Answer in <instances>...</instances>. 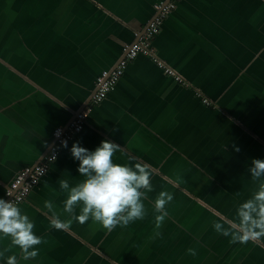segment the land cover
Masks as SVG:
<instances>
[{
  "label": "crops",
  "instance_id": "0c3cea01",
  "mask_svg": "<svg viewBox=\"0 0 264 264\" xmlns=\"http://www.w3.org/2000/svg\"><path fill=\"white\" fill-rule=\"evenodd\" d=\"M161 1L0 0V198L18 171L47 152L54 128L67 126L90 100L96 76L115 65ZM152 46L211 104L136 57L17 205L43 240L38 256L20 259L19 249L0 236V251L9 248L5 258L15 254L19 264H264V238L232 243L213 228L234 220L239 204L264 181L247 171L253 159L264 160V0H180ZM102 140L121 146L113 162L151 169L145 217L111 232L91 219L66 230L50 227L45 201L68 219L58 181L71 187L83 179L72 144L92 151ZM161 191L173 199L157 228L154 201Z\"/></svg>",
  "mask_w": 264,
  "mask_h": 264
},
{
  "label": "clouds",
  "instance_id": "9594fccd",
  "mask_svg": "<svg viewBox=\"0 0 264 264\" xmlns=\"http://www.w3.org/2000/svg\"><path fill=\"white\" fill-rule=\"evenodd\" d=\"M61 146L67 148V141H61ZM120 147L107 140H102L92 151L81 147L78 142L72 144L70 153L74 160L79 161L77 172L83 179L71 187L67 180L58 181L60 189L66 193L62 210L68 219L62 221L53 211V203L45 201L44 208L52 212L50 227L66 230L73 222L85 224L91 219L111 232L117 226L127 227L131 222L145 217L142 201L147 199V193L153 191L151 169L140 162H113V156ZM233 150L239 152L235 145ZM247 171L254 180H260L264 177V160L253 159ZM172 199L173 196L165 191H161L155 199L154 210L159 213L155 216L157 228L161 227L168 215L166 205ZM213 228L223 236H230L232 243L245 244L264 238V181L259 183L258 190L251 198L239 204L234 220L214 223ZM33 229L34 223L26 214H22L16 203L0 198V236L9 238L10 245L19 249L20 259L25 261L38 256L36 246L43 242ZM8 251L9 248L0 251V259H6V264H19L15 254L5 258ZM187 252L196 255L195 249L189 248Z\"/></svg>",
  "mask_w": 264,
  "mask_h": 264
},
{
  "label": "built area",
  "instance_id": "2783aa9c",
  "mask_svg": "<svg viewBox=\"0 0 264 264\" xmlns=\"http://www.w3.org/2000/svg\"><path fill=\"white\" fill-rule=\"evenodd\" d=\"M180 0H166L154 5L155 15L150 18L143 30L136 35L134 41L124 44L122 47V56L117 60L115 65L107 70H102L95 78V86L90 96V100L78 110L67 126H58L52 131V143L47 152L35 164L26 166L18 171L4 190V200H12L16 205L22 203L34 188L40 178L46 174L50 165L56 160L61 148V141L71 140L81 129L91 111L93 105L98 104L106 98L112 91L129 65L136 57L142 56L150 60L162 72L171 77L174 82L184 86L186 89H192L194 93L201 97L199 90L192 86L174 69L168 66L156 54L152 46V40L158 33L162 21L172 12ZM201 101L205 105L211 102L204 97ZM55 156V159L53 158ZM11 193V195H9Z\"/></svg>",
  "mask_w": 264,
  "mask_h": 264
}]
</instances>
